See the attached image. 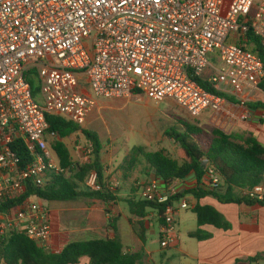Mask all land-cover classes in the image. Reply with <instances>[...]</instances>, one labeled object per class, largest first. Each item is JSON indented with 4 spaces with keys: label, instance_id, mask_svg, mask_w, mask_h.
I'll use <instances>...</instances> for the list:
<instances>
[{
    "label": "built area",
    "instance_id": "obj_1",
    "mask_svg": "<svg viewBox=\"0 0 264 264\" xmlns=\"http://www.w3.org/2000/svg\"><path fill=\"white\" fill-rule=\"evenodd\" d=\"M248 33L264 48V0H0V205L20 199L29 182L42 188L52 174L69 176L51 147L59 137L49 132L48 115L83 127L98 100L146 98L172 101L197 118L226 104L197 79L238 99L259 89L264 68ZM211 55L224 67L214 68ZM17 142L31 157L23 167ZM203 164L205 185L218 189L219 175ZM87 186L100 190L95 172ZM239 193L264 205L263 185ZM177 194L157 179L143 186V199L168 203L162 249L178 239L174 205L188 208L169 203ZM9 232L56 253L51 211L37 198L0 214V237Z\"/></svg>",
    "mask_w": 264,
    "mask_h": 264
},
{
    "label": "trees",
    "instance_id": "obj_2",
    "mask_svg": "<svg viewBox=\"0 0 264 264\" xmlns=\"http://www.w3.org/2000/svg\"><path fill=\"white\" fill-rule=\"evenodd\" d=\"M246 41L248 45H252L253 52L258 55L264 68V48L260 45L259 39L255 38L252 33H248ZM197 82L204 89L225 98L230 103L251 110L264 109L263 103H242L232 96L214 90L201 79H197ZM29 83L34 89V95H36L37 83L33 79H30ZM259 89L264 93V78L259 84ZM47 122L49 132H55L59 137V140L51 144V147L56 154L60 167L69 170V176L52 174L42 188H37L29 182L20 199L0 205V214L30 198H37L46 203L97 200L108 205L117 202L116 197L100 184L101 169L98 161L102 146L98 135L84 130L58 115H48ZM76 133H81L91 146L92 161L90 163L74 165L69 151L62 143V140ZM166 136L173 139L178 145L175 160L161 151L151 153L143 151L142 148L133 151L143 157L154 177L165 187H169L176 180H184L193 173L196 186L186 194H191L197 201L212 197L220 204L262 205L242 197L239 193L240 190L264 185V146L252 135L226 134L221 130L214 129L211 135L207 136L201 129L186 125L183 132L179 133L171 129L166 133ZM195 137H198L199 140H194ZM13 150L20 159L22 167L31 161V157L22 142L14 144ZM135 159L132 157L131 161L133 162ZM203 160H207L219 175L220 185L218 189H210L205 185L203 178L206 167ZM91 172L96 173L100 190H81L78 184L84 183L85 178ZM183 195L178 192L175 197L170 199L169 203L179 201ZM125 203L130 214L140 219L146 218L148 212L156 211L160 224L163 223L162 214L168 205V203L158 204L143 198L139 200L128 199ZM192 213L196 216L198 228L189 234L190 238L198 241L209 239L211 235L200 229L203 226H213L223 231L231 229L230 223L210 206L196 204L192 208ZM109 226L115 229L111 221ZM140 237L144 241L143 236ZM83 257H87L90 264H140L142 259L139 254L124 253L123 246L117 237L110 240L72 242L58 253L48 252L38 247L22 234L9 232L0 237V264H78ZM259 262L264 263V255L259 254L246 260H236L235 264H256Z\"/></svg>",
    "mask_w": 264,
    "mask_h": 264
},
{
    "label": "crops",
    "instance_id": "obj_3",
    "mask_svg": "<svg viewBox=\"0 0 264 264\" xmlns=\"http://www.w3.org/2000/svg\"><path fill=\"white\" fill-rule=\"evenodd\" d=\"M235 99L242 103L253 101L250 103L260 102L264 104V93L260 89H257L251 92V94L245 95L244 99ZM116 101L118 99L98 100L96 103L97 108L90 113L82 129L89 131L90 128H97L99 119L102 118L101 111L111 108V104ZM122 101L124 100L118 102L122 103ZM124 102L123 105H127L132 101ZM140 102L146 107H150L153 104L146 98ZM211 114L217 115L215 117L220 120V123L224 124L222 130L220 129L222 132L226 134H250L264 146V109L251 110L226 101L222 113ZM169 116L168 112L161 115V117H164L162 120L164 119L165 121L168 120ZM72 136L62 140V143H64L69 151L72 163L74 165L90 163L92 157L90 154L85 155V150H87L89 144L85 140V145H82L80 142V144L78 143V145L74 146V143L70 142ZM162 136L161 134L156 137L158 149L156 148L155 152L163 151L168 155L170 152H168L167 148L169 149L172 145L166 137L162 138ZM100 142L102 146L98 161L101 169L100 184L109 190L118 201L108 205L97 200L59 202L64 205H52L55 202L46 203L49 204L48 207L51 211V249L58 253L72 242L110 240L117 237L123 246L124 253L139 254L142 258L140 264H150L152 255L144 243L146 240L145 235L148 231L151 232L155 216L153 213L148 212L146 218L140 219L131 215L129 208L128 211H125L121 205L126 200L133 199L137 195V186L140 185L137 175L145 173L148 182L156 180V178L143 158H136L133 162L130 160V164L128 163L127 165L128 159L119 160L117 156L118 148L113 147L110 144L111 142L109 143L106 140L104 144L101 139ZM163 144H167V148H164ZM151 147L150 141L148 145L141 148H146V152H149L148 149H151ZM172 148L175 151V158L172 159L175 160L178 147L172 146ZM172 184L178 192L184 194L180 202L185 201L188 205L186 199H191V211L196 204L210 206L230 223L231 229L223 231L213 226H203L200 229L210 234L211 237L203 241L191 238L195 243L192 244L191 249H187V246H184L185 244L181 246L178 243L180 235L178 232V211L180 208L178 207L176 213L178 239L174 246L163 250L175 248L184 257V264H235L236 260H246L259 254L264 255V206L244 203L238 205L220 204L212 197H206L197 201L191 194H186L196 186V179L193 173L186 179L176 180ZM161 186L163 187L162 183ZM39 202L44 203L42 200H39ZM110 221L113 223L115 229L109 226ZM157 222L160 237V227L162 224L159 223V218ZM197 228L196 224L195 230L189 234L195 232ZM140 236H143L144 241L141 240ZM78 264H90V261L87 257H83L79 260Z\"/></svg>",
    "mask_w": 264,
    "mask_h": 264
},
{
    "label": "rangeland",
    "instance_id": "obj_4",
    "mask_svg": "<svg viewBox=\"0 0 264 264\" xmlns=\"http://www.w3.org/2000/svg\"><path fill=\"white\" fill-rule=\"evenodd\" d=\"M210 62L212 63L214 68H223L224 65L221 61H219L214 56L209 57ZM37 102L41 101L39 94H36ZM120 101V100H118ZM114 102L111 104V108L103 109L101 111L102 118L99 119V123L97 124V128H90L89 131L96 133L105 144L107 142H111L110 144L113 147L118 148V159H128V163L130 164V160L132 157L134 158H143L140 154L135 151L137 148L144 147L148 145L151 141L152 147L149 148V152H155L157 145L156 137L163 135L162 138L166 137L172 146L178 147L173 139L166 136V133L171 129H174L176 132H183L185 130V126H192L198 129H201L207 136L211 135V132L214 129L222 130L224 124L220 123V120L212 115L211 112L207 111L198 116L197 118L192 117L187 112L180 109L173 102L167 100L165 102L159 104L150 105V107L144 106L143 103L132 101L130 104L123 105L124 101ZM253 102V101H250ZM97 108V107H95ZM168 112L170 115L168 120H162V114ZM162 113V114H161ZM159 129V130H158ZM158 130V131H156ZM225 130V129H224ZM155 138H153L152 137ZM70 142L74 146L78 145V143L85 145V139L83 136L78 133V135H73ZM153 138V139H152ZM171 140V141H170ZM194 140H199L198 137H195ZM53 144V143H52ZM172 146L167 148V144H163L164 148H167L169 158H175V151ZM143 151H146V148H142ZM158 149V148H157ZM163 152V151H161ZM85 155H89L88 150H85ZM138 176L139 186H137V195L133 198L139 200L143 198L142 191L143 185L148 184L147 175L140 174ZM89 180V176L85 178L84 183H79L78 186L81 190H91L87 186V182ZM189 205V208L186 210L179 209L178 211V232L179 239L178 243L182 246H187V249L192 248V244L195 243L194 240L188 237V234L195 230L196 226V217L192 213L190 209V198L186 199ZM180 201V200H179ZM177 201V202H179ZM46 204V202H44ZM49 206V204H46ZM52 205H64L59 202H55ZM125 211H128V207L125 203L121 205ZM176 208L179 207V204L174 205ZM49 208V207H48ZM155 216V220L151 227V232L145 235V247L151 253V262L150 264H184V257L175 249L171 248L168 250H163L160 247V237H159V227H158V214L156 211H150ZM127 215H129L127 213ZM126 224L125 222H122ZM122 225V224H121ZM177 231V230H176ZM177 232V236H178ZM264 264V263H261Z\"/></svg>",
    "mask_w": 264,
    "mask_h": 264
}]
</instances>
